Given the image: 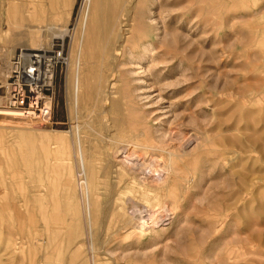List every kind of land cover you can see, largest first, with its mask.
Masks as SVG:
<instances>
[{
	"label": "rangeland",
	"instance_id": "1",
	"mask_svg": "<svg viewBox=\"0 0 264 264\" xmlns=\"http://www.w3.org/2000/svg\"><path fill=\"white\" fill-rule=\"evenodd\" d=\"M130 1L104 0L100 19H145L158 28L155 38L185 57L181 65L167 61L179 69L151 91L124 89L103 116L120 133L152 137V153L124 146L115 153L104 114L73 111L69 60L83 0H74L68 17L59 0H0V59L20 47H48L31 24L68 28L56 36L68 64L55 78L51 120L0 117V264H264V0ZM192 69L198 78L185 82ZM84 123L105 160L97 182L73 149L77 124L88 146ZM169 153L195 175L174 202L159 188ZM137 212L150 229L142 239L122 228L136 223Z\"/></svg>",
	"mask_w": 264,
	"mask_h": 264
},
{
	"label": "bare ground",
	"instance_id": "2",
	"mask_svg": "<svg viewBox=\"0 0 264 264\" xmlns=\"http://www.w3.org/2000/svg\"><path fill=\"white\" fill-rule=\"evenodd\" d=\"M65 1L66 0H59L61 14L65 12L69 14L74 3V0H69V3L67 1L68 4ZM103 1L104 0H83L73 36V52H75L73 57L69 60L68 76V87L74 113H78L80 109L86 111L87 114L90 110H99L100 116L104 114L101 117L102 120H104L103 116L113 112L110 103H114L117 95L124 89L131 93L132 91H142V89L145 90L146 88H149L148 91H151L152 85L154 86V84L161 83L173 72L177 71L178 67L176 66V68L174 64L167 66V61L176 60L175 62L179 61L178 64L181 65L185 58L182 53L173 51L166 46L167 44L165 45L163 40L155 38L154 31H157L158 28H153L149 24L150 22H147L145 19L141 21L133 15L126 14L121 17L119 16V20H105V18L108 17L107 15L106 17L102 16L104 17V21L101 20V15H103L101 13V5ZM118 1L120 2L121 0ZM132 1L130 2L132 3ZM105 6H107V4ZM112 6L113 4L111 5L110 10H112ZM111 12L112 17L115 13L114 11ZM66 13L65 16H67ZM44 23L46 22H38L29 25V30L35 33L43 32L47 37L46 41H44L41 46H49L50 41L54 36L64 35L68 32V28L60 27L58 24L57 26L50 23ZM94 46L96 49L99 46V55L93 53L92 50L94 49ZM97 64L100 66V70L99 75H97L98 77L95 80L94 67H96ZM191 72L192 73L189 76L183 74V78L186 77L184 79L185 82L188 81H186L187 77L189 80L198 78V69H192ZM195 83V81L194 83H186L185 88L192 87ZM141 95L139 94L137 96ZM149 97V95L145 96L146 99ZM157 97L161 98L159 94ZM196 97L197 96H194L193 99ZM2 116L11 117L12 119H15V122L17 123L20 122L19 120L22 122L25 120H33L29 118L26 113H23L18 109L0 108V117ZM118 127V124L115 122L107 120H104L103 123L101 122V128L107 131L106 141L110 147L114 148L115 153L120 146H124L123 150L125 152L129 151L131 148L134 149V151H143V153L146 151L147 153L153 152L156 146V141L144 131L125 134L123 132L120 133ZM82 128L84 129V126H82ZM79 129L80 125L78 124L73 127V149H75L77 157H80L81 165L79 167L82 168L85 176H88L90 179L96 178L97 182V178L102 174L103 168L101 161H105L104 157L102 160L99 151H97V146H95L96 144L94 145L92 143V137H90V135L94 129L91 128L90 123L85 124V131H87L88 136H86L87 133L85 137L83 136L85 141L88 142V146H82ZM86 139H88V141ZM177 160L182 162L177 153H169L167 157H165L166 164L162 168L164 176L159 184L161 190L167 189L168 194L172 197V202H174V199L178 201L179 198H176L178 197L176 196V193L178 187L183 185V181L190 182L195 176L190 170V163H185L181 167L177 164ZM123 171L124 170L122 169H118L117 172L122 179L124 177ZM186 173L188 174V177L186 176ZM85 184L88 196V182L86 181ZM82 193H84V189L82 190ZM148 194L150 193L148 192ZM136 219V223L132 224L128 222L122 228H125L126 230L131 229L130 231L136 229L138 231V236L141 235V237L143 236L142 234H149V227L147 225L144 226L142 221L143 214L137 212ZM155 223L152 224L153 226L155 225L153 233H156L155 235H157L160 233L161 228ZM135 224L136 226L133 227ZM153 226H151V228Z\"/></svg>",
	"mask_w": 264,
	"mask_h": 264
},
{
	"label": "built area",
	"instance_id": "3",
	"mask_svg": "<svg viewBox=\"0 0 264 264\" xmlns=\"http://www.w3.org/2000/svg\"><path fill=\"white\" fill-rule=\"evenodd\" d=\"M68 64L64 38L46 48H18L0 59V108L18 109L33 120H51L55 78Z\"/></svg>",
	"mask_w": 264,
	"mask_h": 264
},
{
	"label": "crops",
	"instance_id": "4",
	"mask_svg": "<svg viewBox=\"0 0 264 264\" xmlns=\"http://www.w3.org/2000/svg\"><path fill=\"white\" fill-rule=\"evenodd\" d=\"M73 7V6H72ZM71 10H72V8H71ZM71 12V11H70Z\"/></svg>",
	"mask_w": 264,
	"mask_h": 264
}]
</instances>
